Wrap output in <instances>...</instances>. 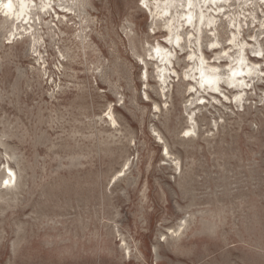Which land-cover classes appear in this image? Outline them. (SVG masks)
Listing matches in <instances>:
<instances>
[{"label": "rangeland", "instance_id": "rangeland-1", "mask_svg": "<svg viewBox=\"0 0 264 264\" xmlns=\"http://www.w3.org/2000/svg\"><path fill=\"white\" fill-rule=\"evenodd\" d=\"M78 4L39 44L0 17V264H264V81L197 106L144 0Z\"/></svg>", "mask_w": 264, "mask_h": 264}, {"label": "bare ground", "instance_id": "bare-ground-1", "mask_svg": "<svg viewBox=\"0 0 264 264\" xmlns=\"http://www.w3.org/2000/svg\"><path fill=\"white\" fill-rule=\"evenodd\" d=\"M262 1L264 4V0ZM242 2L247 0H144L147 11L156 24H163V29L167 32L163 40L157 41L153 46V57L157 61L164 90L172 85L174 78H181L176 69V60L179 52L183 51L188 53L187 59L191 64L188 63L189 68L182 78L190 81L191 90L204 91L199 98L204 101L197 106L208 100H205L209 97L205 93L216 99L222 96L228 99L225 88L229 86L237 88L233 96L237 101H247L248 90L257 86L254 85L256 79L264 81V43L260 40L259 33L248 40L246 30L252 27L253 19H258L262 28L264 21L255 8L251 7L249 14L242 15V12H238L237 7ZM77 5L78 0H0V17L11 22L13 33L29 36L33 43L39 44L43 39L39 26L47 24L51 28L52 20H48V17L52 16L54 22L56 16L58 23L55 22V26L60 27L61 16L65 18L70 14H77ZM258 6L259 9L262 7ZM225 34L228 36L226 42ZM210 51L215 53L213 59L208 55ZM145 75L148 77V71ZM111 109L109 115L116 124L117 120ZM195 115L196 112L192 111L190 121L193 124L191 130L194 131L198 128ZM167 155H171L169 149ZM6 169L10 173L6 172L4 179H8L11 184L13 178H16V172L10 166Z\"/></svg>", "mask_w": 264, "mask_h": 264}]
</instances>
